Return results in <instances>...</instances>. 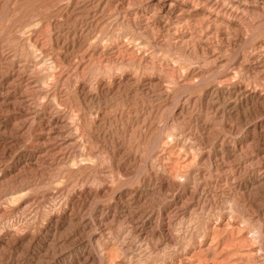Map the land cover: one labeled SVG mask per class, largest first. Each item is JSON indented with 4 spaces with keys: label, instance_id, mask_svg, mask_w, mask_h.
Instances as JSON below:
<instances>
[{
    "label": "rangeland",
    "instance_id": "374dc122",
    "mask_svg": "<svg viewBox=\"0 0 264 264\" xmlns=\"http://www.w3.org/2000/svg\"><path fill=\"white\" fill-rule=\"evenodd\" d=\"M0 264H264V0H0Z\"/></svg>",
    "mask_w": 264,
    "mask_h": 264
}]
</instances>
